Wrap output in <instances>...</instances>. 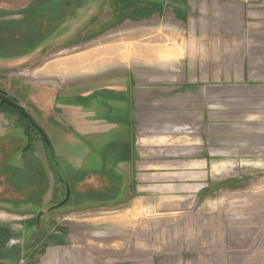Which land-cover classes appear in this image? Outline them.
<instances>
[{
    "label": "crops",
    "instance_id": "0c3cea01",
    "mask_svg": "<svg viewBox=\"0 0 264 264\" xmlns=\"http://www.w3.org/2000/svg\"><path fill=\"white\" fill-rule=\"evenodd\" d=\"M191 1L187 7L198 15L184 11L176 31L151 32L145 45L131 40L121 49L112 41L119 47L101 58L91 48L82 53L93 59L74 70L69 58L60 72L52 63L29 67L32 82L26 69L3 72L38 90H27L26 100L39 109L47 104L52 132L68 147L60 148L69 172L80 171L88 187L76 190L81 206L112 208V220L96 221L112 224L114 244L128 248L123 256H163L176 243L169 214L218 212V199L264 176V9L256 20L246 0ZM55 13L52 0H27L16 9L1 2L0 42L8 51L0 62L21 67L27 54L52 49ZM72 19H64L65 28ZM103 59L113 60V71L84 75L111 65ZM56 75L82 76L54 91L47 84ZM198 223L191 245L207 224Z\"/></svg>",
    "mask_w": 264,
    "mask_h": 264
},
{
    "label": "rangeland",
    "instance_id": "374dc122",
    "mask_svg": "<svg viewBox=\"0 0 264 264\" xmlns=\"http://www.w3.org/2000/svg\"><path fill=\"white\" fill-rule=\"evenodd\" d=\"M25 1L18 3L15 0H0V6L1 2H5L16 9ZM63 1L54 2L52 0V7L56 9L52 17L54 18L52 24H55L53 27L56 30L52 34V49L47 47L40 52L27 54L26 61L21 67L9 64L15 61L0 62L2 66L0 68L5 69L0 70V90L22 106L27 107L25 92L29 90L31 93H37L38 90L32 89V86L31 89L23 88V84H19L17 78L7 76V73H3L4 71L21 73L22 69H26L25 78L32 82L34 79L29 77L27 70L29 67L41 66L46 70L52 63L55 65L52 66L55 67L54 71L60 72L64 69L60 65L67 58L71 59L70 67L74 70L75 66H82L87 59H93V57L88 58L83 55V51L97 47L96 50L101 51L98 57L101 58L102 53L118 46L117 44L111 45L112 41L119 42L121 49L128 46L131 40L137 42V45H145L148 40L147 35L150 36L151 32L158 31V34L162 35L171 33L177 30L176 19H182L185 14H199L198 10L189 11L187 0H88L87 7H82L77 11L75 8L80 7L82 0H74L73 11L77 14H74L71 22L67 21L65 28L66 9L68 13L70 9ZM205 1L211 2L212 0H192L191 2ZM59 4L62 5V10L58 8ZM243 5L245 10L255 13L251 18L257 20L260 18L259 14L263 13L261 10L264 9V0H246L243 1ZM61 11L65 20L59 22L58 16ZM184 11L186 13L183 15ZM30 15L34 13L31 11ZM256 20H248L249 25L254 24ZM6 44L5 40L0 42V53L8 51ZM26 46L23 45L21 48ZM103 60V64L113 63V60L110 61L111 63ZM7 65L9 69H6ZM113 68L111 64L107 65L106 69L91 71L89 68L88 73L84 72L86 69L83 72L86 77H90L98 74L97 72L113 71ZM80 76L82 75H70L71 79ZM71 79L64 80V75H56L51 79L52 84L47 85H51L50 87L55 91L56 88H64L65 83ZM45 105L41 109L36 107L38 116H46L48 113V106ZM6 108H8V113H4ZM28 108L31 110L30 106ZM34 117L44 127L59 166L48 156L42 142L35 141V149L31 145L30 153L26 157V169L21 173L25 188H32L39 184L41 190H52V200L46 205L47 207L60 202L65 197L66 187L61 181L63 178L69 189V199L62 206L42 213L37 225L35 224L37 217L35 210L7 213L8 224L15 228L16 222H19L24 230L18 235V239L11 238L13 244L19 249H12V243L7 245L9 254L18 251L20 255L17 258L10 256L5 264H264V195L261 196L264 193V176L252 177L249 181L240 184L238 190L231 192L222 200L218 199L220 206L213 208L220 210L218 212L169 214L172 221L169 236H175L176 243L168 245V250L163 256H123L128 252V248L118 242L114 244L118 238H114L115 232L112 224L96 221L97 217L102 216L112 220L114 214L111 212L112 208L107 210L101 206L89 208L81 206L82 197L76 190L88 187L86 184H81L80 171L69 172V166L63 155L64 149H62L68 148L66 143L61 140L58 130H54L55 134H53L52 117L50 119L37 118L35 115ZM21 124L22 120L12 108L4 104L0 105V133L11 131L14 135L17 134L13 142L16 147L22 141L19 129ZM1 140L7 139L2 138ZM37 167L40 171L35 172ZM46 199L49 198L46 197ZM199 221L207 224H202L206 227L201 229L199 234L198 230H195V241L199 240V243L191 245L192 226H197ZM20 231L22 232L21 228Z\"/></svg>",
    "mask_w": 264,
    "mask_h": 264
},
{
    "label": "flooded vegetation",
    "instance_id": "af4514ba",
    "mask_svg": "<svg viewBox=\"0 0 264 264\" xmlns=\"http://www.w3.org/2000/svg\"><path fill=\"white\" fill-rule=\"evenodd\" d=\"M64 1L67 8L70 9L66 17L69 16L74 17V14H77L74 13L73 11L74 0H64ZM87 2L88 0H82L80 2V7H76L75 10L77 11L82 7L83 8L87 7L88 4ZM0 92L7 95L5 92H3V90H0ZM7 96L13 99L11 96L9 95ZM26 99L25 102L27 103V107L26 106L23 107L25 108L27 113L33 118V120L38 124V126L43 130L48 140L49 146L46 143L43 136L41 135L40 131H38L35 127H33L28 122V120L22 114L18 113L11 105H9L6 102H3L6 105L11 106V108H13V111L16 114H18V116L22 120V124L19 127L20 133L22 134L21 137L22 141H20L19 146L16 147V144H14L13 142L14 139L16 140L17 134L14 135L11 131H4L0 133V264H5L6 263L5 261H7V258H9L10 256L17 258L20 255L18 251L9 254L7 245L8 243H12L11 244L13 245L12 249H16V250L19 249L18 246H15L13 244L12 239L14 238L18 239L19 237L18 235L23 233L24 230L23 225L19 224V222H16L15 228L12 225H9L7 219L8 217H6L7 213L8 212L23 213L25 210H29V211L35 210L38 215L52 211V207L57 204L55 203L53 206L52 204H50L49 206L46 207V205L52 200V190L49 191L41 190L39 184L34 185L32 188H25L23 182V175L21 173H23V171L26 169L25 166L26 157L30 153L29 149L31 145H33L35 149V141L42 142L48 156H50L51 159H52V151L54 153L53 147L45 132L44 127L34 117L35 115L37 116V118L44 117L50 119L51 116H48L49 110L46 116L43 115L38 116L37 108H36L37 105H32V102H28ZM13 100L16 101L15 99ZM28 106L31 107V110L28 108ZM4 113H8V108H6V111H4ZM2 138L7 140H1ZM33 155L35 157L34 150H33ZM55 159H57L56 156ZM34 171L35 172L40 171L39 167H37ZM66 184H64V187ZM41 192L44 193L41 194ZM46 197H48L49 199H46ZM15 218L19 219L18 217ZM38 223L39 220L37 222L35 218V224L37 225ZM20 228L22 229V232L20 231ZM10 239L11 241L9 242Z\"/></svg>",
    "mask_w": 264,
    "mask_h": 264
},
{
    "label": "water",
    "instance_id": "95a60500",
    "mask_svg": "<svg viewBox=\"0 0 264 264\" xmlns=\"http://www.w3.org/2000/svg\"><path fill=\"white\" fill-rule=\"evenodd\" d=\"M0 100L2 102L8 103L18 113L22 114L33 127H35L38 131H40L41 135L43 136V138L45 139L46 143L49 146L48 140H47L46 135L44 134L43 130L38 126V124L33 120V118L27 113V111L25 110V108L22 105L18 104L16 101H14L13 99H11L10 97H8L7 95H5L1 92H0ZM52 159L56 162L53 151H52ZM56 164H57V162H56ZM57 166H58V164H57ZM65 187H66V195H65L64 199L62 201H60L59 203H57L56 205H54L52 208L59 207V206L63 205L64 203H66L67 199L69 198V189L67 187V184L65 185ZM40 215L41 214H38L36 217L37 222L39 220Z\"/></svg>",
    "mask_w": 264,
    "mask_h": 264
},
{
    "label": "trees",
    "instance_id": "16d2710c",
    "mask_svg": "<svg viewBox=\"0 0 264 264\" xmlns=\"http://www.w3.org/2000/svg\"><path fill=\"white\" fill-rule=\"evenodd\" d=\"M1 104H4V105H6L5 103H3V102H1V101H0V105H1ZM6 106H8V105H6ZM8 107H10V108H11V106H8ZM12 110H13V108H12ZM61 181H63V183H64V184H66V181H65L63 178L61 179Z\"/></svg>",
    "mask_w": 264,
    "mask_h": 264
}]
</instances>
